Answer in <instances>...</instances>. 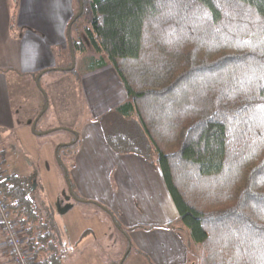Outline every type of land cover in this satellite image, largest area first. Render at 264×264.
I'll list each match as a JSON object with an SVG mask.
<instances>
[{"label":"trees","instance_id":"trees-1","mask_svg":"<svg viewBox=\"0 0 264 264\" xmlns=\"http://www.w3.org/2000/svg\"><path fill=\"white\" fill-rule=\"evenodd\" d=\"M83 4L73 26L82 17L91 25L87 71L112 66L126 100L111 113L138 121L137 137L116 131L112 144L106 134L110 147L159 166L200 264H264V0ZM79 142L77 133L70 145ZM65 173L78 201L107 210L81 198ZM0 189L33 263L63 264L32 180L12 175Z\"/></svg>","mask_w":264,"mask_h":264},{"label":"crops","instance_id":"crops-1","mask_svg":"<svg viewBox=\"0 0 264 264\" xmlns=\"http://www.w3.org/2000/svg\"><path fill=\"white\" fill-rule=\"evenodd\" d=\"M32 1L37 3L32 5L31 12L39 15L40 23L34 19L31 22L34 34L25 35L14 34L12 25L15 13L17 27H21L20 15L27 2L0 0V182L17 175L36 183L34 186L43 193L42 196L35 193L33 198L41 219L50 221L51 226V221L54 222L52 232L63 253V264L87 263L94 254L88 250L89 243L83 242L88 238L85 232L92 230H76L67 223L66 216L74 206L59 205V194H54L56 183L41 178L40 169L43 168V172L45 168L54 169L60 143L56 139L51 143L45 140L47 132L38 129L42 117L36 125L39 134L33 131L32 119L17 108L18 95L10 81L11 73L35 75L56 66L55 33H48L46 24L42 23L44 16H55L54 9L40 7L42 0ZM77 10L78 3L75 13ZM81 86L88 118L79 130L80 142L75 146L74 162L68 170L77 194L104 205L107 210L90 203L104 213L102 220L107 229L111 230L113 225L127 239L131 253L134 251L150 264H199V254L191 250L188 237L180 233L183 226L177 222L179 213L159 166L135 153H116L106 140L104 122L126 100L116 71L110 65L86 71L81 76ZM43 103L44 99L39 105ZM119 226L126 230L129 239ZM1 233L0 230V264H14L2 244ZM116 262L118 260L113 259L110 264Z\"/></svg>","mask_w":264,"mask_h":264},{"label":"rangeland","instance_id":"rangeland-1","mask_svg":"<svg viewBox=\"0 0 264 264\" xmlns=\"http://www.w3.org/2000/svg\"><path fill=\"white\" fill-rule=\"evenodd\" d=\"M25 1L27 2L24 5L25 9L20 15V28L17 27L18 20L15 22V13L13 14L14 23L12 31L14 34H34V25L32 26L31 22L34 19L39 22V15L31 12L32 5H35L37 2L32 0L31 2L30 0ZM42 2L40 7L47 10L54 9V15L56 16H53V18L44 16L42 22L46 24V31L48 33H55L53 38L56 40V50H54V62H56V66L46 69L48 71L40 77L39 84L37 79L46 70L35 75L23 74L18 76L14 73L10 74L12 88H14V93L18 95L15 103L20 113L29 116L32 119L31 121L35 122L43 112L45 106L48 105L47 110L40 119L38 129H41L42 133L49 132L45 135L46 141L51 143L53 139H56L55 141L59 142V146H61L60 151L57 152L55 157V170L45 168V172H43L44 169H40L41 174L43 173L41 178L42 180L44 178L51 179L56 183L54 194H59V205L64 208L69 204L74 206L71 214L66 216L67 223L76 230H92L85 232V236L88 235V238L83 244L89 243L88 250H92L94 256H92V260L91 258L89 259V262L80 264H110L113 259L118 260L115 264H150L144 257L135 255L134 251L131 253L130 244H128L127 239L113 225H111V230L107 229L108 227L102 220L105 215L98 209L100 207L97 208L90 203L76 201L69 193L65 178V168L70 169L74 162L76 150L75 145L71 146L70 144L75 140V134L79 133L82 123L88 118V109L81 86V76L90 66V61L86 60V58L94 54L92 48H90L89 36L87 34V30L91 28V25L85 17H82L72 27L71 34L74 40L77 42L83 41L87 49L84 53L80 51L76 52V66L74 70L66 71L73 63L68 38V26L76 15L77 0H42ZM36 7L38 8L39 5ZM13 10L15 11L16 8L14 7ZM42 98L44 99L43 105H41L43 102ZM40 102L41 104L39 105ZM108 118V121L104 122L106 123L105 130L112 144L116 143V131L130 139L137 137L139 134L136 117L124 119L115 113L108 115ZM143 145L141 141V149H144ZM35 184L34 182L32 183L31 197L33 200L35 193L36 196L43 193L40 190L41 188L34 186ZM34 202L37 210L40 211L36 200ZM180 233L184 237H188L191 250L197 251L200 258L201 247L199 244L191 241L189 230L183 226ZM1 234L4 237L3 232ZM4 239H2L3 245L5 244ZM83 244L81 247H83ZM7 251L9 254L8 248Z\"/></svg>","mask_w":264,"mask_h":264},{"label":"built area","instance_id":"built-area-1","mask_svg":"<svg viewBox=\"0 0 264 264\" xmlns=\"http://www.w3.org/2000/svg\"><path fill=\"white\" fill-rule=\"evenodd\" d=\"M0 229L14 264H34L32 254L26 249L25 240L16 219L0 189Z\"/></svg>","mask_w":264,"mask_h":264},{"label":"water","instance_id":"water-1","mask_svg":"<svg viewBox=\"0 0 264 264\" xmlns=\"http://www.w3.org/2000/svg\"><path fill=\"white\" fill-rule=\"evenodd\" d=\"M79 1V11L76 13L75 17L71 20L69 26H68V38H69V44H70V48H71V52H72V58H73V63L71 65V67L67 68L66 71H72L74 70L75 66H76V53H75V50H74V47H73V42H72V34H71V30H72V27H73V24L83 15V12H84V4H83V0H78ZM48 70L42 72L38 79H37V82L39 84V80H40V77L46 73ZM48 108V105L45 106L43 112L40 114V116L35 120V122H33V131L36 133V134H39L37 131H36V125L39 121V119L43 116V113L47 110ZM59 150V147L57 148V152ZM65 178H66V182L68 184V188H69V193L70 195L77 200V197L75 196L73 190H72V185L68 179V175L65 173ZM117 224V223H116ZM118 225V224H117ZM122 264V263H121Z\"/></svg>","mask_w":264,"mask_h":264}]
</instances>
